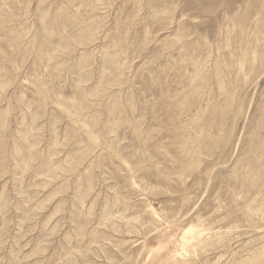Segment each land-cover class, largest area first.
I'll return each instance as SVG.
<instances>
[{
  "label": "rangeland",
  "instance_id": "rangeland-1",
  "mask_svg": "<svg viewBox=\"0 0 264 264\" xmlns=\"http://www.w3.org/2000/svg\"><path fill=\"white\" fill-rule=\"evenodd\" d=\"M0 264H264V0H0Z\"/></svg>",
  "mask_w": 264,
  "mask_h": 264
}]
</instances>
